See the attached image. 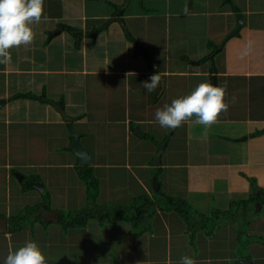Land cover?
Wrapping results in <instances>:
<instances>
[{
	"label": "crops",
	"instance_id": "crops-1",
	"mask_svg": "<svg viewBox=\"0 0 264 264\" xmlns=\"http://www.w3.org/2000/svg\"><path fill=\"white\" fill-rule=\"evenodd\" d=\"M127 1L44 0L47 19L34 26V42L0 64V222L7 221L0 264L26 241L40 246L48 264H179L184 255L198 264H264V242L255 239L264 237V0H130L116 16ZM240 15L245 25L232 37ZM119 17L128 29L108 24ZM156 73L161 82L149 93L142 84ZM202 82L226 85V100L235 98L209 129L155 121L157 109ZM46 100L74 119L99 180L97 202L71 149L69 122ZM160 190L224 219L196 238L179 213L163 210L139 237L132 222L97 219L84 228L45 221L9 232L8 220L28 206L44 214L132 206ZM132 234L134 246L121 258Z\"/></svg>",
	"mask_w": 264,
	"mask_h": 264
},
{
	"label": "clouds",
	"instance_id": "clouds-1",
	"mask_svg": "<svg viewBox=\"0 0 264 264\" xmlns=\"http://www.w3.org/2000/svg\"><path fill=\"white\" fill-rule=\"evenodd\" d=\"M182 11L186 16L192 14L187 5ZM43 13L44 0H0V64L11 63L12 49L28 47L34 42V26L39 25L42 19H47ZM161 79V74L156 73L142 85L151 93L157 89ZM226 97V85L199 83L190 94L174 99L170 105L165 104L163 108L157 109L155 121L162 128L176 129L191 122L209 129L222 113L229 110L230 104L235 102L234 97L231 101H227ZM4 264H48V261L36 242L26 241L18 249L9 250ZM179 264H198V261L184 255ZM199 264H211V261L205 260Z\"/></svg>",
	"mask_w": 264,
	"mask_h": 264
},
{
	"label": "trees",
	"instance_id": "trees-1",
	"mask_svg": "<svg viewBox=\"0 0 264 264\" xmlns=\"http://www.w3.org/2000/svg\"><path fill=\"white\" fill-rule=\"evenodd\" d=\"M129 2L130 0L123 5H117L115 13L116 16L125 15L129 6ZM136 46L138 51L143 49V47H141L137 42ZM213 47L215 48V45H212V48ZM80 174L82 179L88 184L91 200L97 202L100 186L99 180L95 175L94 168L92 166H81ZM253 183L256 185V180H254ZM48 198L49 196L46 195V199ZM46 202L47 205H49V201ZM244 203L248 204V201ZM159 210L179 213L188 223L193 238H196L197 233L200 230H204L209 234H213L216 223L218 224L220 221H222L224 219L223 214H226L221 213L220 211H217L213 215L203 214L198 211L189 201L180 197L170 196L160 190L156 191L155 198H152L149 195L138 197L132 206H111L98 204L95 208L66 210L64 212H60V223L67 230H69L71 228H84L93 219L99 220L101 224L106 222H132L135 229L134 234L139 237L145 232L149 231L150 222ZM43 214L44 212L42 211L41 206L26 207L19 215L13 216L8 220L10 224L9 232L16 233L29 225H34L37 222L45 224L47 221L45 222ZM1 217L2 216H0V219ZM255 239L260 242H264V237H256Z\"/></svg>",
	"mask_w": 264,
	"mask_h": 264
},
{
	"label": "water",
	"instance_id": "water-1",
	"mask_svg": "<svg viewBox=\"0 0 264 264\" xmlns=\"http://www.w3.org/2000/svg\"><path fill=\"white\" fill-rule=\"evenodd\" d=\"M113 21H119L121 22L125 28L128 29L125 20L122 17L119 18H113L110 19L108 21V24L113 22ZM239 21H240V27L238 28V30L232 35V37H235L236 35H239L242 26L245 25L244 23V18L242 15H240L239 17ZM128 34H130L129 30H128ZM47 103H49L50 105L54 106V108L58 111H60L62 113V116L64 117V119L66 121L69 122V128L72 132L73 135V145L71 147V149L73 151H75V153L78 156V164L80 166H89L92 164V156L90 154V152L88 151V149L85 148V146L82 143V139H81V134H79L75 127H74V119L72 117H70L69 115L66 114V111L64 110V108L58 104H56L53 101L50 100H46ZM4 104L3 102H0V106H2ZM143 135V133H141ZM160 151L156 156L155 159V164L156 165H160L161 164V160H162V155L165 152V144H160ZM16 176L22 181L24 179V176L20 173H16ZM29 185L37 188L39 191H44V185L42 183L39 182H29ZM155 188L158 189L159 188V184L156 181L155 183ZM44 216V220L47 222L50 221H57L60 222L61 221V214L60 213H55V212H50L49 214H43ZM50 217V218H49ZM7 232V221L6 220H2L0 222V233H5ZM134 241H135V236L132 234L128 237L127 241L124 242V244L121 246V250H120V257L122 258L123 256V251H125L127 248H132V246H134ZM238 264H252V261L250 259H241L238 261Z\"/></svg>",
	"mask_w": 264,
	"mask_h": 264
}]
</instances>
